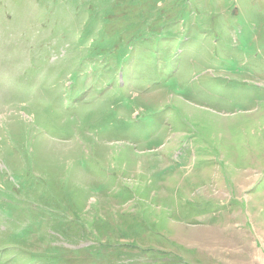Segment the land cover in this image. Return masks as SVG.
<instances>
[{
  "label": "rangeland",
  "instance_id": "obj_1",
  "mask_svg": "<svg viewBox=\"0 0 264 264\" xmlns=\"http://www.w3.org/2000/svg\"><path fill=\"white\" fill-rule=\"evenodd\" d=\"M0 264H264V0H0Z\"/></svg>",
  "mask_w": 264,
  "mask_h": 264
}]
</instances>
